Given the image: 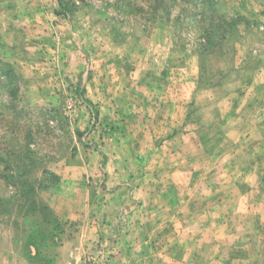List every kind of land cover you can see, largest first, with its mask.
I'll return each mask as SVG.
<instances>
[{
    "label": "rangeland",
    "instance_id": "1",
    "mask_svg": "<svg viewBox=\"0 0 264 264\" xmlns=\"http://www.w3.org/2000/svg\"><path fill=\"white\" fill-rule=\"evenodd\" d=\"M7 68L0 264H118L104 238L76 261L79 218L56 209L142 179L166 206L187 192L192 224L228 223L204 230L209 264H264V0H0Z\"/></svg>",
    "mask_w": 264,
    "mask_h": 264
},
{
    "label": "crops",
    "instance_id": "2",
    "mask_svg": "<svg viewBox=\"0 0 264 264\" xmlns=\"http://www.w3.org/2000/svg\"><path fill=\"white\" fill-rule=\"evenodd\" d=\"M139 183L140 186L133 191L117 190L101 196L99 193H90L91 203L79 200L73 203L70 209H56V213L66 221L76 216L81 220L79 222L78 219L76 227L79 228V232L75 235L74 242L79 246L75 251L76 261L84 257L88 247L99 238H104L103 243H109L114 249L118 264H209L213 261V259L208 261V258L200 254L205 255L203 239L207 236L206 231L225 230L226 227L229 228L228 223L204 226L197 222L192 224L185 208L183 215L178 209V206L182 207L188 200L187 192H183L182 195L180 192L179 194L169 192L167 207L166 192L156 191L154 186L153 189L146 188L144 184L148 181L143 179ZM100 197L106 199L103 201L105 205L107 203L106 206L103 203L101 207L94 206L92 200ZM108 200H113L114 204ZM123 204L128 206H122ZM99 210L105 213L94 214ZM110 219L116 222L113 227L106 228L108 224H101ZM163 232H166V236L161 235ZM106 234L108 235L105 236ZM194 238H197L196 242L200 241L202 246H198ZM217 241L221 244L223 240L217 236ZM208 256L210 257L209 254ZM232 256L233 258L229 257L228 260L222 257L219 260L214 259L216 264L221 261L223 264H239L244 260L250 262L244 250H237ZM214 263L215 261L211 264ZM253 264H256V261Z\"/></svg>",
    "mask_w": 264,
    "mask_h": 264
},
{
    "label": "trees",
    "instance_id": "3",
    "mask_svg": "<svg viewBox=\"0 0 264 264\" xmlns=\"http://www.w3.org/2000/svg\"><path fill=\"white\" fill-rule=\"evenodd\" d=\"M182 1H185V0H182ZM0 74L6 80L7 86L10 87L8 88V91H7L8 95L16 98L18 95V91H19L16 74L10 68L0 70ZM12 125H13V122H12ZM5 129H6V132L2 138L6 141L8 145L11 146L13 144L14 138L11 137L12 132L10 130V126H6ZM0 160L4 161L2 159Z\"/></svg>",
    "mask_w": 264,
    "mask_h": 264
}]
</instances>
